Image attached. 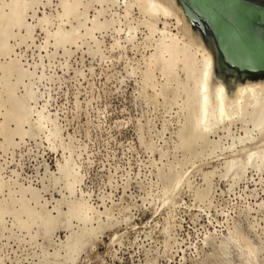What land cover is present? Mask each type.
Masks as SVG:
<instances>
[{
    "label": "rangeland",
    "instance_id": "obj_1",
    "mask_svg": "<svg viewBox=\"0 0 264 264\" xmlns=\"http://www.w3.org/2000/svg\"><path fill=\"white\" fill-rule=\"evenodd\" d=\"M148 1L0 0V264H264V111Z\"/></svg>",
    "mask_w": 264,
    "mask_h": 264
},
{
    "label": "water",
    "instance_id": "obj_2",
    "mask_svg": "<svg viewBox=\"0 0 264 264\" xmlns=\"http://www.w3.org/2000/svg\"><path fill=\"white\" fill-rule=\"evenodd\" d=\"M214 54L219 76L264 75V0H175Z\"/></svg>",
    "mask_w": 264,
    "mask_h": 264
},
{
    "label": "bare ground",
    "instance_id": "obj_3",
    "mask_svg": "<svg viewBox=\"0 0 264 264\" xmlns=\"http://www.w3.org/2000/svg\"><path fill=\"white\" fill-rule=\"evenodd\" d=\"M170 2H171L170 4L175 9V15H176L177 20L178 21L184 20L186 23H188L189 32L190 31L192 32L193 40L195 43V48H196L195 53L197 54L199 53L201 55V60H200L201 61V71H200V77L198 81L199 85H197L198 93H196V94H199V100H198L199 104L198 105L200 107L199 108L200 113L198 117H196V123H197L196 126L199 129V131L203 132V130L207 129L210 124L217 123L218 120H222L223 118H225V116L229 118H232V117L234 118V116L239 114L243 110V108H245L246 106L252 107L253 108L252 111H254V109L255 110L259 109V111H262V110L264 111V75L246 76L244 80H237V79L232 80L231 77H228V79H226L227 77L225 78L224 76H219L216 72L217 65L214 59V54H213V50L211 46L202 39L200 33L197 30H193L190 27L188 20L185 18L181 8L176 3V1L170 0ZM148 5H149V9L151 10V13H153L152 12L153 10L155 11L159 10L160 14L163 13V15L164 14L166 15L170 11L163 3L158 2L156 0H149ZM169 37H170V41L168 43H165L164 41L165 37H163L164 39H162L163 50L167 52V54L169 53V57L173 56L172 57L173 60H177L179 59V57L177 56V54L179 53L178 51L179 46L176 44V39L174 36L171 35ZM208 84L211 85V88H212L213 103H211V105L213 104L212 105L213 106V109H212L213 116L212 114H210L212 117L208 116V112H207L209 108V107L207 108V104H208L207 101L209 100V99L207 100V98H211V96L207 97L206 91H207Z\"/></svg>",
    "mask_w": 264,
    "mask_h": 264
}]
</instances>
